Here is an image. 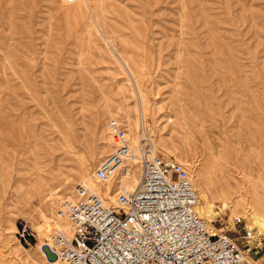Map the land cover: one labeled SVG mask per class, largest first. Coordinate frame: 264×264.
Returning a JSON list of instances; mask_svg holds the SVG:
<instances>
[{
    "label": "rangeland",
    "instance_id": "1",
    "mask_svg": "<svg viewBox=\"0 0 264 264\" xmlns=\"http://www.w3.org/2000/svg\"><path fill=\"white\" fill-rule=\"evenodd\" d=\"M57 1L0 0V256L8 262L18 261L11 247L30 249L31 242L19 239L21 225L34 234L32 244L37 236L36 200L14 205L19 183L38 169L53 186L69 181L83 154L85 163L97 166L102 156L92 157L88 142L99 141L106 108L128 96L126 66L114 59L110 45L84 32L82 12L91 8V0ZM109 1L113 6L106 15L113 17L108 20L113 28H103L139 69L149 104L157 106L152 119L161 129L154 138L173 147L185 137L180 124L202 132L200 123H219L228 149L222 155L236 167L249 162L263 167L264 0ZM173 111L176 121L170 124L164 114ZM251 130L257 131L255 138ZM239 138L251 145L244 148L250 155L236 144ZM187 140L193 167H211L213 156L192 137ZM202 144L207 146L206 136ZM223 157L218 167L225 165ZM228 217L213 219L218 231L237 239L248 230L241 215L232 222ZM13 223L16 230L10 233Z\"/></svg>",
    "mask_w": 264,
    "mask_h": 264
},
{
    "label": "built area",
    "instance_id": "2",
    "mask_svg": "<svg viewBox=\"0 0 264 264\" xmlns=\"http://www.w3.org/2000/svg\"><path fill=\"white\" fill-rule=\"evenodd\" d=\"M110 127L119 144L95 167L100 180L130 152L121 123L113 119ZM152 147L142 132L139 182L121 190L112 204L81 183L71 198H61L57 213L66 218L70 234L53 232L43 243L55 255L53 264H251L248 251L260 237L245 229L235 239L205 221L187 171ZM18 235L24 243L34 237L26 224Z\"/></svg>",
    "mask_w": 264,
    "mask_h": 264
},
{
    "label": "bare ground",
    "instance_id": "3",
    "mask_svg": "<svg viewBox=\"0 0 264 264\" xmlns=\"http://www.w3.org/2000/svg\"><path fill=\"white\" fill-rule=\"evenodd\" d=\"M63 1L64 0H61L60 2ZM91 4H92L91 8H89L86 12H82L83 16L86 18V22L83 27L84 32H86L89 35L92 34L98 37L99 39H101L102 41H104L106 44L110 45L112 50H114V52H111V55L114 57V59L118 63L121 62L122 65L126 66L127 77L125 78V80H126V88L128 91V96L126 97L123 94V98H122L123 101L117 104V106L114 109H111L110 107L106 108L105 114L108 116V118L104 120V123L99 130L100 131L99 139H98L99 141L97 143H95L94 141L88 142V152L92 157L102 156V159H104L108 154L113 152L114 148H116L117 145L119 144V141L116 137L113 136V129L110 127V121L114 119L118 122L119 121L121 122L122 121L121 118L123 119V123H124V126L123 125L122 126L125 129L126 137L128 138L129 141L130 152L128 153L127 157L121 160V162L116 167L113 168V170L105 180H100L95 175L94 169L96 165L93 166L91 164H88L89 162L85 163V158L83 156L84 154L81 155L80 158L77 157L79 159V164H78L79 168L78 170H76L77 172L76 176L72 175V179L69 181L64 180L62 183L53 186L50 184L47 178H45L40 172H38L39 169L37 170V172H35L36 174L34 173L33 177L23 179L19 183V186L15 189L17 193L16 196L17 200H14V205L19 203L21 199H24V201L27 202H31L34 199L36 200V204L33 210L35 211V214L32 217L33 218L32 225L35 231L37 232L36 242H34L33 244L31 243L30 249L21 246L23 251H19L18 249L10 246L11 247L10 251L13 252L16 261L18 260L19 263L18 261L17 263H15L14 261L8 262L4 258L1 259V257L3 256L2 255L0 256V264H22L24 261H26L27 264H53L52 261L47 259L41 246L49 238V235L53 232H60L64 235L70 234L69 224L65 217H63L62 215H58L57 208L59 207V202L62 197L67 196L71 198L75 194L76 184L81 183L83 185L90 187L96 193H98L107 204H112L117 194L124 188L128 190L134 189L138 184L141 175L138 139L142 132L149 133V136L153 144L152 152L154 154H160L161 152L166 156L169 157L171 156L170 158L172 159L170 158L167 159L180 163L183 166V168L187 171L188 177L191 181L192 187L194 188L197 196L198 204L196 206V210L198 214L205 221L207 222L213 221L214 218L216 217L221 218L223 214L227 213L229 215L228 217L229 222H232L234 215H236V217L237 215H241L245 219L246 227L248 228V230L250 231L253 230V232L251 231V233H254L256 236L262 238V236L264 235V165H263L264 163H262L263 161L262 162L260 161L263 167H257V166L251 167V165H249L251 162H249L248 160L247 161L249 162V164H246V167H236L233 160H231L232 158L230 156L222 155V152L228 149L226 148L227 146L224 138H222V132L224 130L221 131L222 130L220 128L221 124L219 123L215 124L216 122H218L216 120H215L216 122L214 123L216 127L207 124L204 125L200 123L199 126L202 129V132H199L198 131L199 129L197 131H193V129L192 130L188 129V127L185 124L183 123L180 124L181 129L184 132L186 138L184 137V139L177 146L169 147L168 145H165L161 141H159V139L154 138V135L157 133V131L159 132L161 129L160 125L155 124L156 121L152 119L153 114L156 110L155 107L157 108V106L154 104L152 108L149 104V99L147 97L146 90L141 84V74L139 69L136 66H134L128 60V58L123 57L121 52L115 47L113 42L110 40L111 37L106 34L103 28L104 26L105 27L109 26L113 28L110 21H108L109 19L114 21L113 17L110 16L109 18L106 15V13L110 12L108 7L111 8L113 6L112 2H110L109 0H91ZM180 20H182V18ZM179 36L178 39H180ZM87 38L89 39V37ZM113 38L115 37L113 36ZM180 41L181 39L179 40V42ZM181 46L180 49H182ZM180 57L184 59L181 55L179 56V59ZM187 58L185 56V59ZM177 59L178 57L176 58V60ZM122 65L121 68L124 69ZM183 67L179 69L182 70ZM128 98H131L132 101L128 102ZM173 112L174 115L164 114L165 120L170 124H174L176 121L175 120L176 112L175 111ZM252 130L254 129L252 128ZM260 131L262 135L264 130L263 131L260 130ZM256 132L257 131L253 133L254 138L256 136L255 135ZM258 133L260 135L259 131ZM189 136L193 138L198 148H203V151L205 150L207 151V153L211 154V156L209 155L210 159L213 156L212 157L213 160L211 159L213 161L212 165L210 164L209 161L210 164L209 166L211 167H207L205 170L200 169L199 171L196 170V167H193V161H191V154H190L191 147L189 144V140H187V137ZM203 136H206L207 146L202 144ZM244 137H242L241 139H244ZM248 138L249 137L247 136V138L245 139L248 140ZM241 139L239 138L236 144H239L238 146L240 147L242 146L243 151L246 152L244 148L247 149V147L249 146L250 149L251 145L247 143V140L243 141ZM256 139H254V142ZM256 141L259 142V140ZM259 143L257 144L259 145ZM263 143L264 142H262V144ZM252 145L254 147L257 146L254 144ZM246 153L249 154V151ZM255 154L257 153L255 152ZM222 156H224L223 161L225 165L223 167H218L219 164L216 165L218 163L217 161H219V158H222ZM263 156L259 160H262V158H264ZM242 157H245L244 159L242 158L244 162L246 156H242ZM249 158L250 157H248V159ZM221 161L219 162L223 163ZM243 162L240 161V163ZM257 162H256L257 165L260 164ZM213 165H215L216 167H214ZM75 182L76 184L74 185ZM215 201L219 202L217 206L214 203ZM215 206L218 208V210H216L217 208L214 209ZM15 223L12 224L11 227L12 230L8 232L11 233L16 230ZM217 230L219 229L217 228ZM8 240L9 239H7L6 242H8Z\"/></svg>",
    "mask_w": 264,
    "mask_h": 264
},
{
    "label": "crops",
    "instance_id": "4",
    "mask_svg": "<svg viewBox=\"0 0 264 264\" xmlns=\"http://www.w3.org/2000/svg\"><path fill=\"white\" fill-rule=\"evenodd\" d=\"M248 254L251 264H264V235L250 247Z\"/></svg>",
    "mask_w": 264,
    "mask_h": 264
},
{
    "label": "water",
    "instance_id": "5",
    "mask_svg": "<svg viewBox=\"0 0 264 264\" xmlns=\"http://www.w3.org/2000/svg\"><path fill=\"white\" fill-rule=\"evenodd\" d=\"M42 250L45 252L47 259L53 260L55 255L51 252L46 245H42Z\"/></svg>",
    "mask_w": 264,
    "mask_h": 264
},
{
    "label": "trees",
    "instance_id": "6",
    "mask_svg": "<svg viewBox=\"0 0 264 264\" xmlns=\"http://www.w3.org/2000/svg\"><path fill=\"white\" fill-rule=\"evenodd\" d=\"M31 243L33 242V239H31V241H30Z\"/></svg>",
    "mask_w": 264,
    "mask_h": 264
}]
</instances>
